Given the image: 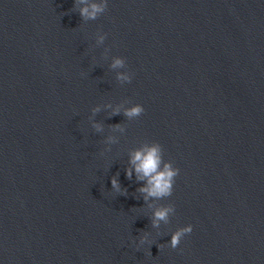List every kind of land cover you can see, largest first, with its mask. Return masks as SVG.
Returning <instances> with one entry per match:
<instances>
[{"label": "water", "instance_id": "95a60500", "mask_svg": "<svg viewBox=\"0 0 264 264\" xmlns=\"http://www.w3.org/2000/svg\"><path fill=\"white\" fill-rule=\"evenodd\" d=\"M74 2L0 0V264H264V0H108L88 21ZM153 141L180 172L146 202L131 155Z\"/></svg>", "mask_w": 264, "mask_h": 264}, {"label": "clouds", "instance_id": "9594fccd", "mask_svg": "<svg viewBox=\"0 0 264 264\" xmlns=\"http://www.w3.org/2000/svg\"><path fill=\"white\" fill-rule=\"evenodd\" d=\"M74 7L78 8V12L83 20H95L101 14H103L108 7V0H75ZM107 34L104 33L98 37L97 43L102 44L106 39ZM126 66V59L122 56H114L111 68L112 69H122ZM117 79L121 82H130L132 80V74L130 72H118ZM111 107V105H108ZM100 109L97 106L93 109V113L98 112ZM144 107L142 104L136 103L129 108L124 110V115L129 119L139 117L144 112ZM120 107L117 106L113 110V115L119 114ZM94 128L97 131L103 130V125L100 123H95ZM114 129H121L120 125H114ZM109 141H113L114 137H108ZM131 164L134 166L135 173L138 180L146 181V184L141 186L138 191L144 194V200L147 202L149 200L161 201L167 197H170L173 193L175 178L178 176L180 169L174 166L172 160L165 161L164 159V149L163 146L156 141H153L150 145H145L143 148L137 149L131 155ZM133 169L129 168L127 170V175L129 178L132 176ZM112 190L116 193L123 192L127 193V189H122L119 183L118 175L113 176L111 179ZM150 208H154L151 216V224L153 228L159 229L161 222L165 224L169 223L170 217L175 213V205L160 204L158 206L154 204L148 205ZM193 230V225L188 224L177 228L171 234V240L169 242L170 247L177 248L182 238L191 233ZM151 234L149 232H143L139 237V243L136 245L139 249L141 246L148 243L152 245V240L150 239ZM135 243V241H134ZM159 250L165 247L164 243L158 245Z\"/></svg>", "mask_w": 264, "mask_h": 264}]
</instances>
